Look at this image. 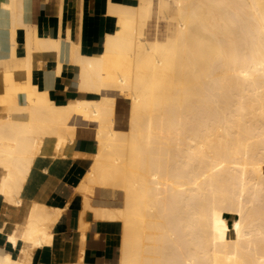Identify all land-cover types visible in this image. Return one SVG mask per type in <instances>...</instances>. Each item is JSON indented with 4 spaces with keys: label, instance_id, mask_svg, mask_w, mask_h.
<instances>
[{
    "label": "bare ground",
    "instance_id": "1",
    "mask_svg": "<svg viewBox=\"0 0 264 264\" xmlns=\"http://www.w3.org/2000/svg\"><path fill=\"white\" fill-rule=\"evenodd\" d=\"M20 3L5 6L20 13ZM171 3L160 0L158 8L171 12L164 15L166 35L155 30L150 38L153 0H106L116 28L93 54L71 39L67 25L70 60L81 68L79 89L97 97L66 104L30 78L14 80L16 68L30 76L33 50L60 51L62 36L43 37L27 26L20 56L13 28L11 50L0 55L6 83L0 98L9 103L0 117V194L22 204L46 125L60 149L73 138L69 120L76 113L98 123L97 150L77 190L96 218L122 222L117 264H264V0ZM21 92L26 105L17 102ZM118 96L129 100L126 128L116 126ZM96 186L122 194L120 206L94 204ZM30 207L25 224L8 234L14 245L20 238L43 245L67 206L30 201ZM0 264L30 263L0 246Z\"/></svg>",
    "mask_w": 264,
    "mask_h": 264
},
{
    "label": "crops",
    "instance_id": "2",
    "mask_svg": "<svg viewBox=\"0 0 264 264\" xmlns=\"http://www.w3.org/2000/svg\"><path fill=\"white\" fill-rule=\"evenodd\" d=\"M118 1L135 3V0ZM6 2L11 4L12 0H0L1 56H8L11 50L13 28H16L14 39L20 56L26 54L27 26L37 29V33L43 37L56 38L59 34L62 36L60 51L54 48L37 49V52L36 49L33 50L30 59L32 62L30 76L24 68H16L15 82L26 83L30 78L32 84L39 90L46 91L48 97L57 104H66L74 98L97 97L95 94L79 89L81 68L78 63L71 62L70 43L65 37L68 25L71 39L81 42L83 52L86 54L99 52L102 49L104 34L116 28V19L106 13V0H21V14L5 6ZM59 62L62 63L60 68ZM5 91V75L3 70H0V96H3ZM120 98L125 97H117L116 126L126 128L127 119L124 118L126 117L124 113L128 110L119 105ZM27 101L24 92L17 94V102L20 105H26ZM8 113L9 103L1 102L0 98V117ZM17 115L21 119L26 116L24 112ZM69 124L74 127L73 138H69L60 149L56 148L57 138L52 124L46 125V139L42 152L34 158L30 173L24 181L21 192L22 204L19 206L10 203L4 194H0V228H3V230L0 229V246L16 256H22L30 264H117L120 255L122 222L96 218L92 210L85 209L82 204L84 203L83 194L77 190L78 184L93 162L92 156L89 155L97 150L98 123L75 113L71 116ZM0 171L1 177L3 174L1 167ZM121 195L116 193L113 197L104 194L96 186L92 199L95 204L120 206L121 203H117V200L122 201ZM30 201L45 203L62 210L67 207L53 224L52 230L45 236L43 245L34 247L31 242L21 238L17 245H14L9 241L8 234L18 225L22 227L25 224L31 210ZM85 223L88 225H82ZM84 226L85 230L82 231ZM82 232H85L84 237Z\"/></svg>",
    "mask_w": 264,
    "mask_h": 264
},
{
    "label": "rangeland",
    "instance_id": "3",
    "mask_svg": "<svg viewBox=\"0 0 264 264\" xmlns=\"http://www.w3.org/2000/svg\"><path fill=\"white\" fill-rule=\"evenodd\" d=\"M171 3V0H169ZM173 1V0H172ZM137 2V0H135V3ZM154 2V7H155V14H154V18L151 21V23L149 24L146 33L148 34V36L150 38H152L154 36L155 30H157V34L159 33L160 35H166V32L168 30V20L166 17L164 18V15H170V10L168 12H163V13H158V8H159V3L160 0H153ZM171 5H173V2L171 3ZM166 15V16H167ZM156 27V28H155ZM159 29V30H158ZM119 105H121V107H125L128 110L129 107V100L126 98H120L119 99ZM105 194V193H104ZM122 196V195H121ZM122 199V197H121ZM94 203V202H93ZM117 203H121V200H117ZM95 204V203H94ZM229 222L231 223L232 219L230 217H228Z\"/></svg>",
    "mask_w": 264,
    "mask_h": 264
}]
</instances>
